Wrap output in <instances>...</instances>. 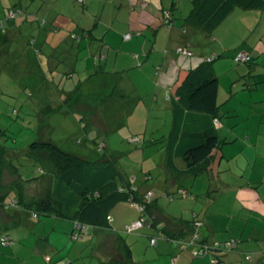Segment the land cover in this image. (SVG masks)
<instances>
[{"label":"trees","instance_id":"trees-1","mask_svg":"<svg viewBox=\"0 0 264 264\" xmlns=\"http://www.w3.org/2000/svg\"><path fill=\"white\" fill-rule=\"evenodd\" d=\"M52 2V0H16L10 7H6V3L1 4L5 12L3 15L0 14V48L8 51L6 56L2 54L1 56L6 59L7 68L11 67L13 63L22 61L25 63L26 61L29 63L30 69L32 66L34 70L40 67L43 72L45 71V75H53L57 69L56 78L46 77L50 79L51 90L55 92L58 99L53 101L49 94V105H38L33 100L37 95L36 89L32 87L33 83L30 84L31 88L27 85L24 87V93H22L26 95L24 99L30 100V105L36 115L53 109L55 111L63 109L61 113L67 116L65 118L68 120L63 119L62 121L68 132L71 129H84L88 132L89 139L92 140L89 146L93 145L95 150L104 149L105 144L97 142V134L102 133L103 128H95L92 131L89 118L85 113L79 112L82 107L79 104L82 101V96L87 95L84 92L86 88L83 87V80L75 77V74H77L76 71L82 72L77 69L86 71L88 68L86 64L84 67L78 66L82 38H87L88 48L92 44H94L93 48H97L96 52H89L86 49L95 64L105 56L104 50L108 46L101 37L97 38L92 32L85 30L66 31L58 36V27L55 25L56 21L54 22L56 14L51 11ZM237 8L260 12L264 9V0H191V8L183 20L189 26L212 31ZM167 11H163V13L165 14V23L169 26L172 19L170 12L167 13ZM23 36L33 51L24 57L18 50L19 46L15 48L17 40ZM187 47L186 45L178 46L176 51L185 48L191 54L180 53V55L194 56L193 51ZM43 48H49L48 52L46 53ZM239 53H245L248 58L243 61L235 60V56ZM35 55H38L39 58L43 57L46 63L42 62L41 66L39 60H35ZM220 57H222L221 54L205 56L196 67L185 69L187 72L179 82L176 81L168 86L169 92L172 90V93L167 97L168 109L172 114L170 124L167 127L166 112L160 113L157 111L161 110L160 108H153L152 114L155 115V119L153 115L151 122L153 125H150L152 131V128L161 127L167 129L166 133L154 137L152 135L148 139L137 133L129 138L130 143L134 146H146L144 143L146 140L154 144L152 145L155 146L153 150L152 146L147 148L148 158L155 155L159 158L161 154L165 156V168L179 177V179H174L175 184L177 183L174 190L163 193L164 196L171 199L185 196H192L196 199L199 193L191 191L185 185L186 180L205 179L209 174L215 179L214 174L216 175V172L219 171L217 165L222 157V146L227 143V136L219 135L218 131V125L223 118L220 111L223 101L219 100L220 73L213 64L216 60L221 59ZM233 61L249 63L252 61V54L246 50H237ZM63 64L68 66L65 74L58 70ZM90 70L92 73L90 77H92L95 75V70ZM3 78H5V74L0 66V83ZM44 84L41 82V87L45 90L47 86ZM78 86L84 91L77 90ZM96 98L101 100L104 96L99 95ZM26 100L18 103V109L16 106L13 108L14 114L24 110ZM162 115H166L164 121L157 123ZM42 122H45L48 127H52V121ZM50 130L52 128L46 132L51 134ZM70 134L68 133V135ZM6 136L7 129L0 126V206L9 211L15 210L16 214L27 215L37 222H45L41 218L47 216L69 221L71 224L70 239L75 243L67 251L69 244L60 245L62 241L59 242L56 250L63 255L59 257L61 261L67 262L69 259L73 261L72 258L76 256L82 258V250L85 246L94 247L93 244H87V241H92L98 233L103 232L107 234V239L98 251L101 256L100 264H127L132 261L133 257L128 241L129 235L138 234L146 227L156 229V232L149 237V239H155L154 244L158 238L166 239L177 245L180 250L189 249L192 254L207 255L211 264H226L224 258L222 259L223 256L216 253L217 251L233 252L238 248L235 238L223 241L222 244L209 240L207 236L201 234L203 221L195 216L191 218L192 220H186L176 229H170L167 220L160 218L155 212L157 208L153 191L139 189L144 181L139 185L136 184V176L133 175L130 178L124 175L116 158L107 155L105 150L97 160H89L77 152H71L69 149L61 147L50 136V138L43 139L34 138L26 145L21 146L17 145L16 141L15 143L9 142L5 139ZM132 138L135 140L131 141ZM77 142H80V139L77 138ZM24 167L26 170L22 172L21 168ZM142 173L143 177L150 179L152 170L147 168ZM139 177H141L140 174ZM163 179L168 182L166 177ZM149 191L152 192V196L148 198L146 195ZM202 195V197H206L207 194ZM119 202H127L139 214L137 218L124 223L121 227H116L113 223V207ZM136 220H141L142 226L131 231V223ZM48 227L46 226L42 230L46 239L49 235ZM125 227L127 230L124 229ZM52 228L54 226H50L49 230ZM14 241L7 234H2L0 237L1 246L11 245ZM106 244L107 247H105ZM77 245L78 251H76ZM92 251L94 252V250ZM45 258L47 260L50 256L46 255ZM244 258L250 259L251 253H244ZM79 263L81 264V261Z\"/></svg>","mask_w":264,"mask_h":264},{"label":"crops","instance_id":"crops-1","mask_svg":"<svg viewBox=\"0 0 264 264\" xmlns=\"http://www.w3.org/2000/svg\"><path fill=\"white\" fill-rule=\"evenodd\" d=\"M190 8L191 5L188 12ZM166 10L164 11L166 12ZM243 11L249 13L246 18L254 20V23L259 21V17L264 16V9L260 12ZM169 12L172 15L170 17L172 23L169 26L164 25L165 30L160 29L157 19L153 20L152 24L156 27V31L148 33L153 34L152 38L147 35L142 36L140 30L141 24L148 21L149 17L147 19L131 18L132 35L125 39L124 34L126 33L122 34L118 51L105 48V56L99 62V69L95 70L94 76L84 82L86 85L84 92L87 96H82V101L79 103L82 107L79 112L85 113L89 118V124L93 131L95 128L102 129L110 117L118 118L124 113H131V117H133L134 111L140 105L144 108L145 124L138 134L142 132L145 137L147 135L149 137L162 135L166 133V128H152L153 131L150 129L153 121V116H151L153 108H160L161 110H157L158 112H166L168 115L170 109H168L167 97L172 93V90L169 92L168 86L176 81L179 82L187 72L185 69L196 67L205 56H210L211 53L206 52L205 48H214L213 51H217L222 57L216 60L213 65L216 69L220 68L218 72L221 77L220 87L224 85L227 89L224 94L229 96L226 99V95L220 90V96L226 100H222L223 103L220 107L223 118L218 125V131L219 135L227 136V143L222 146V157L218 161L217 169L219 171L216 172V175L214 174L215 179L209 174L205 179L193 178L187 179L185 182L191 191L207 194L206 197L197 198L204 202L203 205L195 208L193 206L185 207L184 204H181V209L191 212L194 210L189 219L195 216L203 221L201 234L207 236L209 240L222 244L223 241L237 239L238 248L222 257L226 264H264V43H262V37H256L252 42L249 41V44H241V48H229L230 45L221 42L211 33L212 31L187 25L183 20L188 14L187 11L181 16L182 21L177 16V12L171 11V9ZM56 20L57 17L54 18V22ZM150 27L151 25H148L147 30ZM47 38L49 39V36ZM103 38H106V34ZM222 41H224L223 38ZM93 45H90L89 48H79V54L80 50L85 49H88L89 52H96L97 48H93ZM185 45L193 51L194 56L187 57L178 54L177 47ZM198 48L203 49L198 50ZM43 49L47 53L49 48ZM121 49H125L126 52L120 56L118 53ZM237 50L249 51L252 54V61L248 64L237 63L241 65V67L238 66V76H232L230 75L231 70L227 69V64L230 61L234 62L233 56ZM1 54L6 56L8 51L0 48ZM34 58L39 60L41 66L42 62L46 63L43 57L39 58L38 55H35ZM111 58L114 64H117V59L120 61L129 60L131 66L122 69V71H117V69L108 71L105 67ZM84 60L87 62L86 57ZM62 62L67 63L65 60ZM101 63L103 64L101 65ZM103 69L104 72H102ZM31 70L33 71L31 73L36 74L32 87L36 89L38 95L37 88L41 87V81L38 78H43V71L40 67L34 70L33 66ZM46 76L53 77L52 74ZM99 95L104 96L103 99H108V105H100V114L95 116L97 112L94 109L100 100L96 96ZM122 95H124L123 98ZM86 105L94 109L91 110L89 107L87 109ZM115 112H117V116H115ZM92 117L97 118L95 123ZM133 123H138V120ZM116 126L117 123L115 124L113 121L109 128L114 129ZM135 134L137 132L131 129V136ZM231 148H236L237 151L228 155ZM157 162L164 164L163 175L168 182H165L164 179L157 183L153 181L152 184L143 182L139 189L153 191L157 208L155 212L160 218L167 220L170 229H176L189 219H185L179 211L174 214L171 210H166V206L163 207L162 201H160V193L154 189V185L160 186L163 193L171 192L177 186L174 179H179V177L165 168L166 161L163 154L159 156ZM233 162L242 167L236 172H232L230 167L222 168L223 164L230 165ZM224 171L230 172L223 173ZM199 181L203 182V186L198 187ZM213 182L214 186H212ZM223 188L225 191H222ZM212 190H216V192H211ZM171 205L175 212L180 210L179 203L170 202L169 206ZM207 205L219 206L223 210L221 213L215 214L214 217H209L207 212L210 208ZM113 209V223L116 227H121L124 223L137 218L139 214L127 202H119ZM128 209L132 210V213L129 214ZM38 222L27 215L16 214L15 210L9 211L0 206V237L2 234H7L15 240L11 245H0V264H72L70 259L67 262L59 260V257L63 256L56 250L59 243H52L50 234L46 239L42 234L44 228L39 229L40 223ZM36 227L38 231L35 230V232L34 228ZM154 232H156L155 228L146 227L138 234H131L140 237L139 246L145 254L150 252L146 259L136 260L133 255L132 261L127 264H161L169 262L172 257H176L177 264H211L207 255L192 254L189 249L180 250L177 245L166 239L158 238L156 244H151L149 237ZM106 239L107 234L100 232L92 241H87V244H93L94 247L91 246L94 250L92 255H95L99 261L101 256L98 251L101 249V245L106 243ZM246 252L251 253L250 259L244 258ZM132 253L134 254L133 251ZM216 253L219 254L218 251ZM46 255L50 256L47 260Z\"/></svg>","mask_w":264,"mask_h":264},{"label":"rangeland","instance_id":"rangeland-1","mask_svg":"<svg viewBox=\"0 0 264 264\" xmlns=\"http://www.w3.org/2000/svg\"><path fill=\"white\" fill-rule=\"evenodd\" d=\"M16 0H0V14H4V9L1 7V4L6 3V7H10L15 3ZM53 4H51V11L52 13H55L57 17V20L55 22V25L58 27L57 35H61L65 33L66 31H75L79 32V30H85L87 32H92L93 35H95L97 38H102L105 44H107L108 48H112V50L118 51L120 47H118L120 40L122 39L123 33H128L132 35L131 33V18H142L147 19L149 17V20L141 24V35H147L149 38L153 37V34H148L150 31H156V27L152 24L154 19H157L160 29L165 30L164 28L165 19H164V13L162 11L168 9L170 11L177 12V16L179 17L180 21H182L181 16L187 11L191 5V0H178L176 2L175 0H52ZM175 1V2H174ZM172 6V7H170ZM249 13H245L243 10H234L225 20L218 25L216 28L212 30L211 33L214 34V36L218 39H220L221 42L224 44L230 45L229 48H241V44L247 43L249 44V41L252 42L253 39L256 37L261 36L264 43V16L259 17V21H256L254 23V20H249L246 18V16ZM172 16V15H171ZM148 25H151L150 29H148ZM89 30V31H88ZM86 33V32H85ZM104 34H106V38H103ZM135 35V34H134ZM137 35V34H136ZM218 35V37H217ZM125 38V37H124ZM222 38L224 41H222ZM82 47L81 48H88V40L87 38H82ZM127 39V38H125ZM95 41L94 39H91ZM259 42V41H258ZM1 46V42H0ZM19 52L22 54V57H24L26 54H28L32 49L27 45L25 37H21L17 40V45H15V48L18 47ZM203 48H198V50ZM214 48H205L206 52H210L212 54H217V51H213ZM212 51V52H211ZM126 52L125 49H121L119 51V55L121 56ZM115 54V53H114ZM117 54V52H116ZM235 54V53H234ZM224 55V54H223ZM4 56L0 55V66L4 70L5 78H3L2 83H0V126L7 129V136L5 139H7L9 142L12 141L16 144L26 145L30 141H32L34 138H52L54 141H56L61 147H64L65 149H69L71 152H77L89 160H97L98 157L103 153L104 150L106 151L107 155L114 156L116 158L117 164L120 166V168L123 171V174L132 178L133 175L136 176V184L141 185L142 181H144V184L146 183H152L159 182L163 180V169L162 165L157 162L159 158L155 155L154 157L148 158L147 148L149 146H152L154 144H151L150 141L144 142L146 146L139 147L134 146L132 143H130V137H131V129H133L134 132H140L142 131V128L145 124V119L143 117V111L144 108L140 107V105L137 106V109L134 111L135 115L131 117L130 114H121L120 117H110L106 122L105 126L103 125L102 128L104 129L102 133L97 134V142H103L105 144L104 149H98L95 150V147L92 145L89 146V143H91L92 140H90L88 137V132L84 129H71L69 132L65 129L66 126L63 124V119H66L63 113V109H59V111H55V109L51 111H47L45 113H39L38 115L35 114V111L33 107L30 105V100H26L24 93V87L27 85L31 88L32 83H34L35 76L34 73H31V69L29 66V63H24L22 61L21 63H13L11 67L7 68V61L4 58ZM84 57H86L87 62L84 60ZM82 59V60H81ZM78 66L84 67V65H88V68L86 71L82 69L81 73L75 74V77H79V79L84 80L82 82L83 87L85 81H87L88 78H90L91 74L90 69L92 71L99 69V62L95 64L92 60L91 54L85 49L80 52V57L78 60ZM230 61V60H229ZM93 62V63H92ZM131 62L129 60L120 61L117 59V64H114L112 61V58L106 63L105 69L108 71H122V69L130 67ZM103 63H101L102 65ZM242 64H248V63H242ZM239 67H241L240 64L231 62L227 64V69H230V75L232 76H238V70ZM68 66L66 64L61 65V69L58 70L61 73H66L68 70ZM247 67V66H245ZM6 68V69H5ZM137 68L138 67H135ZM15 70V71H14ZM218 71H220V68H217ZM13 71V72H12ZM104 72V69L102 70ZM45 71L42 74V78H39V81L45 82L47 86L44 89L41 87H38V95L37 98H33L35 102L38 103V105L41 106H47L49 105L48 95H51V99L55 101V99L58 97L56 96L55 92L52 91V86L49 84L50 79L46 77ZM57 69L55 72H53V77H56L57 75ZM32 76V77H31ZM66 79V78H65ZM48 90V91H47ZM77 90L84 91L83 88L80 86L77 87ZM221 93H226L227 89H225L224 85H221L220 87ZM229 94V93H228ZM226 95V94H224ZM122 98L124 95L121 96ZM229 96L226 95V99ZM223 98V96L219 97V100H226ZM24 100L27 101L26 106L22 112H18L17 114L13 113V108L18 109V103L24 102ZM108 105V99H101L97 102V105L95 109L91 106L86 105L87 109L95 110L96 115L99 116V106L100 105ZM147 111V110H146ZM145 111V112H146ZM115 116H117V112H115ZM153 116V114L151 115ZM166 115H162L160 119H158L157 123L159 121L163 122ZM143 117V120L141 118ZM172 118V114L168 113L166 117V123L167 127L170 124ZM52 121V127H48L45 122L42 121ZM93 122L95 123L97 121L96 117H92ZM138 120V123L134 124L133 121ZM115 121V124L117 123V126L114 129H110L109 125H111V122ZM152 121V119H151ZM38 124V125H36ZM153 125V124H152ZM50 133L48 134L46 131L48 129H51ZM68 133H71L68 135ZM139 136H142L143 133H139ZM50 136V137H49ZM144 136V135H143ZM147 139L149 136H146ZM77 138L80 139V142H77ZM103 140V141H101ZM95 142V140H94ZM93 142V143H94ZM227 146V145H225ZM90 147V148H88ZM152 150L155 148V146L151 147ZM228 151V150H227ZM236 148L229 149L228 155L236 153ZM101 155V156H102ZM239 156V155H238ZM223 167H230L232 172H236L238 169H240L242 166H239L238 163L233 162L230 163V165H222ZM150 168L152 170V175L150 179H147V177H143L142 171ZM26 170V167L23 169L21 168V171L24 172ZM230 171H224L223 173H228ZM139 174L141 177H139ZM135 183V180H134ZM214 182L212 186H214ZM203 186V182L199 181L198 187ZM154 189L158 190L160 193V201H162V206H166V210H171L174 214L178 213V211L184 216L185 219H189L191 217L190 210L187 209H181V204H184L185 207H197L203 205V201H199L200 196L202 197V194H197V198L194 199L192 196H185L183 198H170L168 196L161 195L163 191L161 190V187L157 184L154 185ZM216 192V190H212L211 192ZM222 191H225L224 188ZM196 193V191H193ZM208 194H210L208 192ZM221 197V196H220ZM220 199V198H219ZM199 201V202H198ZM159 202V201H158ZM164 202V204H163ZM170 202L179 203V209L176 212L173 210L172 205L169 206ZM172 204V203H171ZM168 205V206H167ZM125 206V205H124ZM210 210L207 212V215L209 217H214L215 214L221 213L223 210L219 206H209L207 205ZM125 208V207H124ZM128 213H132V210L128 209ZM190 214V215H189ZM41 220H45V223L40 222V228L43 229L46 226H49L48 233L51 236L52 243H59L60 245H63L65 243L69 244L67 247V251L70 248L71 245L75 243L74 240L70 239V229L71 224L67 220H59L54 217H42ZM50 226H54V228L50 229ZM132 226V224H131ZM124 229L127 230L125 227ZM34 230H37V228H34ZM135 234V233H134ZM129 242L132 248V251L134 252V257L136 260L138 259H146L149 256V252L146 254L143 252L141 247L139 246V236L135 235H129ZM64 239V240H63ZM148 240V239H147ZM7 246V245H4ZM93 248L89 245L85 246V248L82 250L83 257L79 258L78 256L72 258V262L81 263L83 264H100V261L96 258L93 254ZM66 251V255H67ZM78 251V245L77 250ZM219 253L222 256H225L228 252L226 251H219ZM65 255V257H66ZM83 259V260H82ZM242 262V260H241ZM161 264H177L176 257L170 258L169 262H162Z\"/></svg>","mask_w":264,"mask_h":264},{"label":"built area","instance_id":"built-area-1","mask_svg":"<svg viewBox=\"0 0 264 264\" xmlns=\"http://www.w3.org/2000/svg\"><path fill=\"white\" fill-rule=\"evenodd\" d=\"M124 37L125 38H129L130 37V34L126 33ZM177 52H178V54L182 53L184 55H190L191 54L190 51H188L185 48H183V49L180 48V49H178ZM247 58H248V56L245 53H239V54H237L235 56V60H241V61H243V60H246ZM133 140H135V139L133 138ZM146 196L148 198L151 197L152 196V192L149 191ZM131 224H132V226L130 227L131 231L137 230L138 228H140L142 226V221L141 220H136L135 222H133ZM154 242H155V239L154 238L151 239V243L154 244ZM10 243H11V241H10Z\"/></svg>","mask_w":264,"mask_h":264}]
</instances>
